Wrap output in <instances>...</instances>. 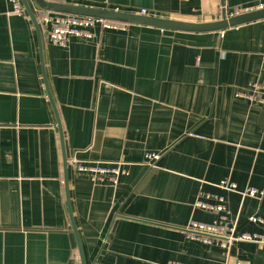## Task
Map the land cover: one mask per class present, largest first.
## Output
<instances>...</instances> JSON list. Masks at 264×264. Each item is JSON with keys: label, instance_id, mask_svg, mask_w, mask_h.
Returning a JSON list of instances; mask_svg holds the SVG:
<instances>
[{"label": "crops", "instance_id": "0c3cea01", "mask_svg": "<svg viewBox=\"0 0 264 264\" xmlns=\"http://www.w3.org/2000/svg\"><path fill=\"white\" fill-rule=\"evenodd\" d=\"M0 0V264H264V242L228 249L189 237L195 207L226 198L235 234L264 236V18L221 31L96 25L67 46L49 40L48 10ZM189 22L264 0H48ZM55 12V11H52ZM125 24V23H124ZM250 87V88H249ZM48 90L51 93L53 106ZM58 117L68 162L65 167ZM159 155L156 160L148 155ZM124 161L118 185L72 159ZM223 179L236 190L220 187ZM250 188L256 196L246 195Z\"/></svg>", "mask_w": 264, "mask_h": 264}, {"label": "built area", "instance_id": "2783aa9c", "mask_svg": "<svg viewBox=\"0 0 264 264\" xmlns=\"http://www.w3.org/2000/svg\"><path fill=\"white\" fill-rule=\"evenodd\" d=\"M16 3L17 10L23 12V7L18 0H13ZM43 22L50 25L49 40L55 45L67 46L72 37H93V28L96 25H102L106 29L124 28L126 24L116 21L105 20L91 16H82L76 14H68L61 12L46 11L43 16ZM251 92L242 94L251 101L262 102L264 93V85L259 83H250ZM249 87V88H250ZM159 155L149 154L148 159L156 160ZM72 163L76 171L87 174L92 181L100 183H110L116 186L120 182L122 175L128 174V170L124 165V161L118 162H94L84 161L77 158L72 159ZM220 187L228 190H236L237 185L228 179H223ZM246 195L256 196L259 194L257 189L250 188L246 191ZM209 195H203L195 202V207L214 213L218 218L214 221H198L191 220L187 231L189 237L198 240L206 245H218L223 249H228L235 241H257L264 242V236L257 233L235 234V228L228 221L226 198L218 196L215 203L208 201ZM254 222L264 223L263 219L252 218ZM172 264H186L174 262Z\"/></svg>", "mask_w": 264, "mask_h": 264}, {"label": "water", "instance_id": "95a60500", "mask_svg": "<svg viewBox=\"0 0 264 264\" xmlns=\"http://www.w3.org/2000/svg\"><path fill=\"white\" fill-rule=\"evenodd\" d=\"M26 11L30 15L39 35H40V25L38 19L33 12L30 3L28 0H21ZM35 2L39 5L40 8L48 11H55L61 13H68V14H76L82 16H91L96 18H102L105 20L121 22L125 24H138V25H146L152 26L162 29H173L179 31H188V32H212V31H221L225 30L229 27L238 26L247 22L255 21L264 18V7L253 9L247 11L245 13H239L232 16H227L225 13L223 14L222 18L216 21H209V22H189V21H182L172 18H165V17H158L153 16L146 13H132L121 11L118 9H105V8H96V7H88L83 5H73L67 3H58L52 2L48 0H35ZM48 94L50 100L55 107L54 99L51 93L48 90ZM58 127L60 129L61 141H62V148H63V156H64V167H65V182L67 186V198L70 204V194L68 190V162L66 156V149L64 144V135L62 131V125L60 119L58 117ZM71 219L73 228L77 237L78 246L81 255V264H87L86 257L84 254V249L82 246V242L79 236V232L77 230L73 213L71 211Z\"/></svg>", "mask_w": 264, "mask_h": 264}]
</instances>
